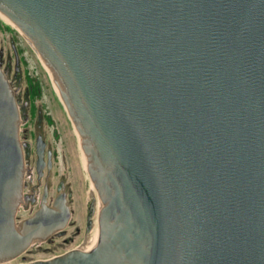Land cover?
Returning <instances> with one entry per match:
<instances>
[{
    "label": "water",
    "instance_id": "95a60500",
    "mask_svg": "<svg viewBox=\"0 0 264 264\" xmlns=\"http://www.w3.org/2000/svg\"><path fill=\"white\" fill-rule=\"evenodd\" d=\"M52 70L97 192L85 247L23 264H264V0H0ZM0 67V262L20 229ZM55 216L49 215V222Z\"/></svg>",
    "mask_w": 264,
    "mask_h": 264
},
{
    "label": "flooded vegetation",
    "instance_id": "af4514ba",
    "mask_svg": "<svg viewBox=\"0 0 264 264\" xmlns=\"http://www.w3.org/2000/svg\"><path fill=\"white\" fill-rule=\"evenodd\" d=\"M12 46L16 61L15 77H17L21 70L20 56L16 45L13 43ZM3 61V55L0 54L1 68ZM11 63L10 58L6 60L8 72ZM6 75L9 76L7 73ZM27 87L24 92L21 91V87H18L16 91L13 90L19 109V138L24 153V179L21 199L16 211V225L23 229L39 216H42V221L46 224L34 231V240L24 253L38 242L41 243L40 249L43 248L42 244L48 243L46 251L61 250L59 254L81 249L79 247H83L82 245L86 243L94 229L96 207L92 190H87L86 170L82 165L77 148L73 149L74 141L72 142L69 128L66 133L64 131L66 126L68 127L64 120H71L58 93L60 101L58 106L60 110L66 112V119L58 110H55V115L51 109L46 108L44 103H39L43 96L40 84L35 85L31 79ZM63 135L69 139L70 150L68 152L72 167L64 163L60 169V151L54 144V140H59ZM89 182L91 189L90 179ZM76 201H84V209L78 220L73 219ZM49 215L55 216L53 222H49Z\"/></svg>",
    "mask_w": 264,
    "mask_h": 264
},
{
    "label": "rangeland",
    "instance_id": "374dc122",
    "mask_svg": "<svg viewBox=\"0 0 264 264\" xmlns=\"http://www.w3.org/2000/svg\"><path fill=\"white\" fill-rule=\"evenodd\" d=\"M13 43L18 48L19 56H20L19 65L21 67V70L17 77H15L16 61H15L14 49L12 46ZM0 54L3 55V59H4L3 63L1 64L2 69L9 75L8 78L10 80V83L14 91L18 90V87H21V91L24 92L28 88L27 86L30 85V80L32 79L35 85L40 84L43 89V96L41 100H39V103H44L46 108L51 109V111L55 115H56L55 110H58V112L62 114V117L66 119L67 116L66 112L60 110L58 106L60 101L58 99L57 90L54 85L52 76L48 71L47 66L44 64L43 60L40 58L39 54L32 47V45L30 44L28 39L24 36V34L20 30H18L14 25L7 22L1 15H0ZM9 58L12 60V63L8 72V68H7L8 66H6V60ZM64 121L66 124H68V127L66 126V129L64 131L66 133L67 129L69 128L70 135L72 136V142L74 141L73 149L77 148L76 150L79 153L80 159L82 161V165L86 170L85 174L88 179L87 190L89 191L90 176L87 173L88 168L84 162V158H83L84 153L82 152L79 138L76 134L75 127L73 126L72 122L69 120L67 121V119ZM52 129L53 128L51 127V131ZM54 144L57 146V148L60 151V160H59L60 169H62L64 163L67 166L71 165L72 167L70 153L68 152L70 150L68 137L66 135L65 136L63 135L59 140L57 139L54 140ZM66 155L69 157L67 158ZM79 196L80 197L82 196L81 192L79 193ZM83 209H84V201H76L73 219L78 220L83 212ZM77 244H79V242ZM40 245L41 243L38 242L22 256H19L7 262H2V263L0 262V264H21L23 262L25 263L36 259H47L55 255H58L59 253L62 252L61 250L56 252L55 251L52 252L51 250L47 252L46 246H48L49 244L48 243L42 244L43 245L42 249L39 248Z\"/></svg>",
    "mask_w": 264,
    "mask_h": 264
},
{
    "label": "bare ground",
    "instance_id": "6f19581e",
    "mask_svg": "<svg viewBox=\"0 0 264 264\" xmlns=\"http://www.w3.org/2000/svg\"><path fill=\"white\" fill-rule=\"evenodd\" d=\"M0 15L7 21V22H9L10 24H12V25H14L18 30H20L13 22H12V20L10 19V18H8L4 13H2L1 11H0ZM21 31V30H20ZM22 32V31H21ZM23 33V32H22ZM24 34V33H23ZM25 36V35H24ZM26 37V36H25ZM27 38V37H26ZM28 39V38H27ZM28 41L30 42V44L32 45V43H31V41L28 39ZM33 47V46H32ZM34 48V47H33ZM37 52V51H36ZM38 53V52H37ZM40 56V55H39ZM40 58H41V56H40ZM42 59V58H41ZM43 60V59H42ZM43 62H44V64L47 66V68H48V71H49V73L51 74V76H52V79H53V82H54V85H55V87H56V90H57V93L59 94V96H60V99L62 100V98H61V90H60V86H59V84H58V82H57V80H56V78H55V76H54V74H53V72H52V70L48 67V65L46 64V62L43 60ZM75 131H76V134H77V136H78V138H79V142H80V146H81V149H82V152L84 153V151H83V148H82V139H81V137H80V135L78 134V131H77V129L75 128ZM83 155V154H82ZM83 158H84V162H85V164H86V166H87V168H88V162H87V157H86V155H85V153H84V155H83ZM90 179V178H89ZM90 181H91V184H92V187H91V189L90 190H92V194H93V197H95V200H96V198H97V192H96V188H95V186H94V183L92 182V180L90 179ZM86 243H87V241H86ZM86 243L85 244H83L82 246L83 247H79V248H81V249H83L84 247H85V245H86Z\"/></svg>",
    "mask_w": 264,
    "mask_h": 264
}]
</instances>
